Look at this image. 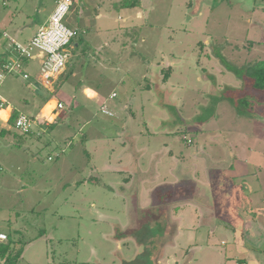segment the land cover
Returning <instances> with one entry per match:
<instances>
[{"label":"rangeland","instance_id":"1","mask_svg":"<svg viewBox=\"0 0 264 264\" xmlns=\"http://www.w3.org/2000/svg\"><path fill=\"white\" fill-rule=\"evenodd\" d=\"M123 1L74 0L64 23L79 30L72 42L78 52L71 43L54 93L40 88L38 95L13 74L0 86L8 104L26 114L51 95L64 103L40 137L2 132L0 121V232L13 240L9 253L24 248L18 264H158L167 212L139 205L158 184H189L172 197L200 186L213 200L247 199L255 178L242 177L255 171L264 194V91L249 105L238 102L239 89L218 91L243 83L221 56L239 68L264 60V0ZM55 5L0 0V37L8 31L27 40ZM164 67L172 68L166 80ZM202 68L214 80L203 78ZM84 85L99 98L86 96ZM195 211L188 205L178 214L185 231L178 246L198 242L193 252L178 249L179 264H226L220 253L228 236L211 237L201 250L204 233L184 228ZM135 216L142 220L126 241L123 227Z\"/></svg>","mask_w":264,"mask_h":264},{"label":"crops","instance_id":"2","mask_svg":"<svg viewBox=\"0 0 264 264\" xmlns=\"http://www.w3.org/2000/svg\"><path fill=\"white\" fill-rule=\"evenodd\" d=\"M0 38L1 62L5 57L11 55L9 51V45L14 38H18L17 36H13L8 31L3 32ZM74 46L75 44L72 43L70 49L77 53L78 50L76 51ZM23 66L27 72L30 71V79L25 80L19 74L13 75H17L24 82H27L28 85L34 90L33 92L38 95L41 94L39 90L40 88L48 91L49 93H54L57 89V84L62 81L63 77L68 71V66L66 65L65 70L59 76L57 81L54 84L49 85L50 88H48L45 86L44 82L41 81V59L37 55H33L29 58L24 57ZM83 92L90 98H99L98 89L92 87L91 85H84ZM54 97V95H51L47 97L48 99L45 98V102L43 99V104L41 106L37 103L38 108H40L36 112L28 114L32 116H39L41 119L42 117H45L49 121L48 124H42L41 127H37L35 131L30 134H35L40 137L44 132L47 131L48 128L53 127V125L57 123L58 118L61 116V112L54 113L52 111L55 104V99H53ZM25 101L30 102L28 98H25ZM3 110H7L8 114L6 117H4L0 113V121L4 123V125H2V132L8 130L9 128H14V126L10 123V119L14 111L24 113L8 104L5 97H2V102H0V112ZM6 124L8 125L7 129L5 127ZM44 128H46L45 131ZM49 158H51V156ZM228 168L230 171H235L236 167L233 163H231ZM250 174L252 175L244 176V173L242 174L244 176L242 177V179H244L245 181H247V179L255 178L253 181L254 183L251 181L252 186H250L248 191H246L247 199H244V196L236 198L220 196L219 200H213V196L209 194L207 189H202L200 186H197V184H194L193 186H197L198 188L195 187L194 190H190L191 188L189 186L186 187V191H180L181 196H178L180 197L179 200H176V198L178 197L171 196L172 198L169 197L167 200L154 201L152 197V191L154 188L160 185H173L174 190L176 191V187H178L182 183L189 185L184 181L158 184L151 190L149 195L142 197L143 202H139L140 210L142 212H151L152 205H160V209L162 210L163 208L164 212H167V216L165 215L163 217L167 219L169 224L175 226V231L171 234L168 233L169 235L167 237V240L163 238V243L158 249V253L155 257L157 263L179 264L180 256H178L177 251L181 248L182 245L187 246L188 250H191L192 252L195 251V245L198 244V242H193L196 241L195 238L193 240H189V242L182 240L179 246L177 241L181 236L185 234L181 217H179L178 214H180L181 210L186 209L188 205H193L196 210L193 218L196 219L193 225H186L184 228H186V230H196V235L200 232L204 233L205 241L201 243L199 249L204 250V246H207L209 244L211 237L224 234L225 236H228V238L222 239L221 244L225 247V253L220 254L223 256L226 264H264V224L261 221V218L263 217L262 215H264V194L262 193L260 184H258L259 178L257 177L258 175L256 174V172L252 171L250 172ZM129 180L130 179L126 178L125 182H129ZM124 186L125 185L123 183L119 184V190L125 193L126 197L128 198L129 204H131V201L134 198L131 196L130 192L126 191L127 187ZM201 192H203L204 194H202ZM217 204H219L220 206H215ZM131 209L132 208H130V210ZM146 216L147 219H149L150 216L147 214ZM218 216L221 218V220ZM135 217H130L129 223H127V225L123 227V229L127 231L126 241L128 240V238L130 239L134 237L133 233L129 232V229H132L134 227L138 228V225L133 226V223H140V221L142 220L141 216L136 218ZM170 257L172 258V262H170L169 260Z\"/></svg>","mask_w":264,"mask_h":264},{"label":"built area","instance_id":"3","mask_svg":"<svg viewBox=\"0 0 264 264\" xmlns=\"http://www.w3.org/2000/svg\"><path fill=\"white\" fill-rule=\"evenodd\" d=\"M55 8L49 18L42 23L35 33L25 42L13 39L10 43V56L0 62V86L3 80L11 74H19L25 80L30 79L31 74L23 66L24 57L37 55L41 59L40 75L45 86L54 84L66 68L69 58V45L78 35L79 30L64 23V19L71 10L74 0H55ZM52 90V89H51ZM52 111L60 112L64 103L56 97ZM0 102L2 97L0 96ZM104 110V109H103ZM48 119L19 113L15 119L14 128L22 134H30L37 127L48 123ZM43 128V127H42ZM2 165L0 164V171ZM7 234L0 232V243L6 241Z\"/></svg>","mask_w":264,"mask_h":264},{"label":"trees","instance_id":"4","mask_svg":"<svg viewBox=\"0 0 264 264\" xmlns=\"http://www.w3.org/2000/svg\"><path fill=\"white\" fill-rule=\"evenodd\" d=\"M122 5L124 6H136V5H140V1L139 0H124L122 3ZM74 41V39L72 40V42ZM71 42V43H72ZM221 60H223L224 64L227 66V68L231 71H233L240 79H242V86L241 87H237L231 84H225L223 88H219L218 91L220 92H224L227 89H239L241 90L242 96L239 97L238 102L239 103H243L245 105H249L251 100H255L256 96L254 95V92H258L259 90H263L264 91V60H260L257 61L255 63H251L248 64L244 67H236V66H232L230 64H228L226 62V60L224 59L223 56H221ZM172 68L171 67H167V69H165V67L163 68V70H161L162 72H164V75L162 76V79L166 80L169 76V72ZM202 76L203 78L208 79L210 77V79L214 80L215 75L213 73L208 72L206 69L202 68ZM213 85H217V82L215 80V82H213ZM146 87L150 88L152 87V85L150 84H146ZM232 100H234L232 98ZM253 103V102H252ZM19 112L14 111L11 119H10V123L12 125H14L15 123V119L17 118ZM167 188V192H164V189ZM173 190H174V186L173 185H160L157 186L156 188L153 189L152 191V197L154 199V201L156 200H167L169 197L172 196L173 194ZM157 205H152L151 206V210L154 211L157 208L154 207ZM166 225L165 227L163 226V221H162V226L165 229H168V233L171 234L175 231V226L169 224V222L167 221V219H165V217H163ZM164 235V238L167 240L168 235ZM13 242V240L11 239V236L7 234V239L6 241L0 243V253L3 259V262L1 264H18L19 260L23 257L24 254V248H20L15 252H11L9 253V249L11 248V243Z\"/></svg>","mask_w":264,"mask_h":264},{"label":"bare ground","instance_id":"5","mask_svg":"<svg viewBox=\"0 0 264 264\" xmlns=\"http://www.w3.org/2000/svg\"><path fill=\"white\" fill-rule=\"evenodd\" d=\"M7 112H8L7 110H3V111H1L0 113H1L4 117H6L7 114H8ZM1 114H0V115H1Z\"/></svg>","mask_w":264,"mask_h":264}]
</instances>
